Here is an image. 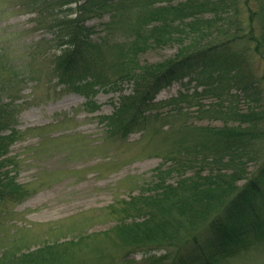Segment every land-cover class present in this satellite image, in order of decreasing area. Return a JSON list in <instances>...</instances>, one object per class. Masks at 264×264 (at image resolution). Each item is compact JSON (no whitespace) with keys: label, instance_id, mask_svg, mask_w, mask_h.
<instances>
[{"label":"trees","instance_id":"16d2710c","mask_svg":"<svg viewBox=\"0 0 264 264\" xmlns=\"http://www.w3.org/2000/svg\"><path fill=\"white\" fill-rule=\"evenodd\" d=\"M21 1V8L38 14L55 35L46 44L48 52L51 44L56 46L49 59L52 79L87 96L97 93L95 89L116 91L125 82L132 84L117 111L103 118L109 136L127 139L159 123L163 124L158 129H164L171 119L165 136L171 145L164 156L171 167L156 170V182L147 195L131 198L119 211L111 208L121 219L110 231L46 244L25 254L6 251L0 264H113L99 237L109 239L114 249L142 251L143 264H225L264 247V153L259 156L264 129L258 113L237 111V96L231 94L237 90L249 102L261 100L264 0ZM106 15L105 31L125 36L123 43L92 40L86 23ZM172 45L180 47L175 58L141 65L140 57L147 52ZM238 46L245 49L237 51ZM246 52L263 64L261 78L249 69ZM1 68L0 203L21 202L28 193L9 172L2 173L10 164L4 158L18 133L3 135L14 124V112L2 103L1 91L12 80L10 71ZM186 79L204 90L155 103L162 90ZM204 96L215 97L216 107L228 104L225 126L176 127L185 117L181 106L201 112ZM164 107L173 113L161 114ZM253 162L257 169L250 174ZM173 173L180 175L175 186L168 183ZM157 247L164 256L152 255ZM81 250L86 257L77 254Z\"/></svg>","mask_w":264,"mask_h":264},{"label":"rangeland","instance_id":"374dc122","mask_svg":"<svg viewBox=\"0 0 264 264\" xmlns=\"http://www.w3.org/2000/svg\"><path fill=\"white\" fill-rule=\"evenodd\" d=\"M21 3V0H0V67L4 65L10 71L12 80L1 91V99L14 112V124L3 135L18 133L4 158L10 164L2 173L9 172L10 178L28 195L21 202L0 203V260L6 251L25 254L46 244H62L80 236L110 231L121 219L111 208L119 211L124 202L147 195L146 190L156 182V170L171 167L164 160L171 145L165 139L172 126L171 119L164 129H158L163 124L159 123L157 128L153 125L147 132L138 130L127 139L109 136L103 118L117 111L121 97L131 94L132 84L125 82L117 92L95 89L97 93L87 96L52 79L49 59L56 46L51 44L48 52L46 44L53 42L55 35L38 14L21 8ZM108 22L106 15L86 23L93 31L92 40L123 43L125 36L105 31ZM179 48L172 45L151 50L140 57V63L155 65L173 59ZM243 49L244 46H238L236 50ZM245 54L249 69L261 78L263 64L252 53ZM32 55L36 58L32 59ZM110 61L107 55L106 62ZM203 90L186 79L162 90L155 103H167L181 94ZM260 91L262 97L256 103L249 102L237 90L231 94L237 96V111L258 113L264 129V83ZM217 103L215 97L204 96L201 112L197 107L182 105L185 117L176 127L185 124L190 128H223L229 106L224 103L216 107ZM160 113L169 115L173 109L164 107ZM235 125L229 122V126ZM263 153L264 143L259 147V156ZM256 169V162L248 166L250 174ZM179 180L180 175L173 173L168 183L175 186ZM97 241L104 243L113 264L144 263L140 250L114 249L106 237ZM77 254L87 256L84 250ZM152 255L164 256L165 252L157 247ZM225 264H264V247Z\"/></svg>","mask_w":264,"mask_h":264}]
</instances>
